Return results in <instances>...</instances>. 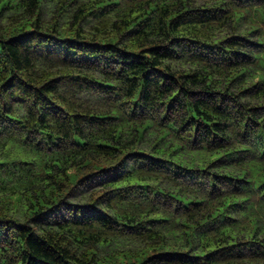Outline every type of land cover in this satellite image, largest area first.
<instances>
[{"label": "trees", "instance_id": "1", "mask_svg": "<svg viewBox=\"0 0 264 264\" xmlns=\"http://www.w3.org/2000/svg\"><path fill=\"white\" fill-rule=\"evenodd\" d=\"M0 264H264V0H0Z\"/></svg>", "mask_w": 264, "mask_h": 264}]
</instances>
